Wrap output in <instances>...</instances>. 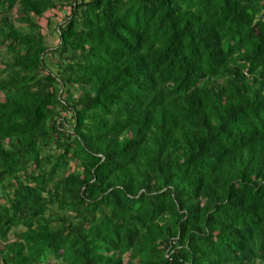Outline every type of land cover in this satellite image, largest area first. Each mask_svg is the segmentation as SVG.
<instances>
[{
    "label": "trees",
    "instance_id": "trees-1",
    "mask_svg": "<svg viewBox=\"0 0 264 264\" xmlns=\"http://www.w3.org/2000/svg\"><path fill=\"white\" fill-rule=\"evenodd\" d=\"M63 1L0 0V264H264V0H70L45 36Z\"/></svg>",
    "mask_w": 264,
    "mask_h": 264
},
{
    "label": "rangeland",
    "instance_id": "rangeland-1",
    "mask_svg": "<svg viewBox=\"0 0 264 264\" xmlns=\"http://www.w3.org/2000/svg\"><path fill=\"white\" fill-rule=\"evenodd\" d=\"M69 3H70V0H68V1L65 0V1H63V4H62V6L60 8L54 9V11H52V13H53V15H56L57 14L56 16L50 17L48 14H46L44 16V18L39 19V25H41L43 27L42 28V30H43L42 33L45 34V36H49V35H47V29H46V23L47 22L45 20V17L46 18L47 17L51 18V22H53V23L56 21V18H57V21H58V19H61L65 14H68L69 13V6H68ZM47 41H48V43L50 45L51 44H55L57 42V40H56V38L54 36L47 38ZM9 238H10L9 239L10 241L14 239V237H12V235H10ZM50 264H52V263H50Z\"/></svg>",
    "mask_w": 264,
    "mask_h": 264
}]
</instances>
